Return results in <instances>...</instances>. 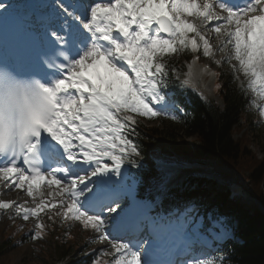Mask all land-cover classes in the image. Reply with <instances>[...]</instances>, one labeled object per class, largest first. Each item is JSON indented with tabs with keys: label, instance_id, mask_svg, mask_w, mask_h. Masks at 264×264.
Here are the masks:
<instances>
[{
	"label": "snow or ice",
	"instance_id": "6c2138e0",
	"mask_svg": "<svg viewBox=\"0 0 264 264\" xmlns=\"http://www.w3.org/2000/svg\"><path fill=\"white\" fill-rule=\"evenodd\" d=\"M45 7L46 17L25 18L42 49L31 83L0 77L7 101L24 100L22 130L13 135L0 94V187L4 194L18 189L33 206L0 201V210L10 209V219L34 218L26 237L33 241L68 221L91 229L97 235L90 242L106 241L115 255L98 249L87 254V264H99L101 255H111L108 264H142L143 242L112 235L110 222L129 223L137 234L145 227L150 235L168 228L186 232L192 210L140 218L134 217L138 205L124 202L119 188L131 173L122 166L137 168L134 157L141 155L135 116L176 108L179 100L165 89H183L188 81H179L169 57L202 50L210 58L209 31L220 41L216 51L230 49L223 63L235 60L238 68L230 64L231 70L245 77L241 94L251 91L245 98L253 106L264 101V0H205L202 7L197 0H49ZM11 8L0 3V15ZM259 111L264 117V106Z\"/></svg>",
	"mask_w": 264,
	"mask_h": 264
},
{
	"label": "trees",
	"instance_id": "16d2710c",
	"mask_svg": "<svg viewBox=\"0 0 264 264\" xmlns=\"http://www.w3.org/2000/svg\"><path fill=\"white\" fill-rule=\"evenodd\" d=\"M170 64L179 70L180 65L174 61ZM230 75L220 78L217 87L218 95L223 107L219 109L215 105L201 103L197 98L191 108L187 109L186 117L179 121L178 126L172 124V128L164 124L160 128L139 129L140 152L146 157V150L151 142L163 141L169 145L153 151L149 155L153 161L165 160L177 163L184 167L204 166L203 158H207L206 164L210 170H215L213 179L218 176L228 183L230 187H237L235 193L229 196L225 192L221 196L217 208H223L227 219V225L232 227L230 211L237 216V225L233 227L235 236L242 241L240 245L231 244L220 254L212 257L206 264H264V160H260L249 179L239 185L240 174L235 169L239 165L246 166L244 160L249 154L246 153L241 139H234L235 129L239 128L241 115L246 100L241 90L236 89ZM180 130V135L174 132V128ZM194 137L201 150L197 153L190 150L184 138ZM135 138V137H134ZM183 138V139H180ZM189 147V148H188ZM205 155V156H201ZM230 167V168H226ZM229 169V170H228ZM142 173L144 177L148 173ZM253 185L259 187L257 193ZM262 185V186H261ZM203 186V185H200ZM245 196L257 201L259 208L252 209L246 202ZM214 214L217 220L221 215ZM204 231V228L201 229Z\"/></svg>",
	"mask_w": 264,
	"mask_h": 264
},
{
	"label": "rangeland",
	"instance_id": "374dc122",
	"mask_svg": "<svg viewBox=\"0 0 264 264\" xmlns=\"http://www.w3.org/2000/svg\"><path fill=\"white\" fill-rule=\"evenodd\" d=\"M206 34L207 32L205 33V35ZM210 36V41L214 43H211L213 51L217 52L216 49L219 47L220 41L214 33H211ZM230 55L231 53L229 48H226L222 53L218 51L217 54H213L210 58H205L203 56V53L197 55V62L204 65L207 64V66H209V69H211L210 73H205L204 75H202V80L204 81V83L207 82L205 88L209 90L206 91L208 98L212 101L217 102L218 104H221V101H219V99L213 94L212 84L214 82L210 78H215L212 75L213 72H215L216 77H218V75L222 74V71L231 68L230 64L236 65L238 68L237 62L235 60H232L230 64L223 63L225 58ZM209 59L210 63L214 62L213 66L208 62ZM232 75L234 78V83H236L237 87H240L241 89L247 87V81L239 71L235 73H233L232 71ZM215 85L217 86V81ZM246 95L252 97L253 94L251 93V91H248L246 92ZM254 103L255 106L249 103V101L246 103L242 120L239 123L240 126L238 129L234 130L235 133L233 138L235 140L242 138L241 141L245 142L242 143L244 145V149H246V153L249 154L243 163H248L246 166L239 165L238 167H235V169L238 171V174L241 175L239 178L240 181H246V179H249L250 175L253 173L254 168L257 167L259 161L264 160V117H261L259 111V109L264 106V101H260L257 99ZM159 117L161 118L159 119ZM252 120L255 121V126L253 127L251 124ZM162 121L164 124H167L172 128V124L174 123V116H169L167 115V113H162L157 117H143V123L145 126L160 128V122ZM174 132H177L176 134L180 135V130L177 127L174 128ZM187 140L188 141L185 143H187V145L190 147H188L190 150L195 153H197L196 151L201 150V147L199 144H197L195 138H189ZM153 148H160L159 141L152 142V144L148 145L147 150L150 151ZM145 159L148 158L146 157L143 158V160H139L141 166L153 167L150 165V163H145ZM122 167L125 168V165H123ZM226 168L230 167L226 166ZM184 173L185 172L182 171H175L172 178L176 179L175 181L182 180ZM113 178L119 179L115 176ZM128 179H130L129 175L124 178L126 183L124 182V180L122 181L119 191L121 195L125 196L124 202L135 203L136 205H138V207L134 211L135 216L139 210L144 209V207L146 206L139 201L132 202L129 200V197L131 196L135 188L128 185ZM253 187L255 192H261V189L259 187L255 185H253ZM215 190L218 193L223 192L222 186L219 185H215ZM47 191L48 189L45 186L44 193H47ZM139 199L141 198L139 197ZM245 202L251 208H258L257 204L251 199H245ZM8 212L9 210H5V213H0V217H2V219H0V264H87V261L89 260V256L87 254L98 249H104L106 251H109L112 255H115L114 250L111 249V246L106 241L101 242L97 240L95 242H90L92 241V238L97 234H95L91 229H84L78 222L68 221L62 225L57 224L54 226H49L45 231L41 233L40 239L36 241L27 239L26 237L29 234L30 230L34 229L36 220L34 218H30L28 221H24L19 217H13L10 219V214H7ZM40 215L45 224L51 225V222L47 220V217L44 216L43 213H41ZM199 220H201V216L198 217L194 222L186 221L188 224V230L186 232L179 228H168L165 230L160 229L162 231L159 239H154L153 241H150L149 244H157L159 242H162L163 244H165V247L169 248L170 244H176L180 241H190V243H193V240H188L187 235H189L192 231V225H196V222H198ZM110 225L112 229L111 232H119L127 229L124 228L126 227L124 226V224ZM129 227H131V224H128V228ZM146 248H149V245L146 246ZM157 248H160V243L158 244ZM161 252L162 250H160V253ZM146 253L147 252L145 251L143 255ZM143 255L141 256V261L143 259ZM98 260L99 264H108V262L111 260V255H101L98 257Z\"/></svg>",
	"mask_w": 264,
	"mask_h": 264
},
{
	"label": "clouds",
	"instance_id": "9594fccd",
	"mask_svg": "<svg viewBox=\"0 0 264 264\" xmlns=\"http://www.w3.org/2000/svg\"><path fill=\"white\" fill-rule=\"evenodd\" d=\"M4 117L9 121L18 122L21 129V122L24 119V103L22 101V97L19 100L15 99L11 102L5 101Z\"/></svg>",
	"mask_w": 264,
	"mask_h": 264
},
{
	"label": "bare ground",
	"instance_id": "6f19581e",
	"mask_svg": "<svg viewBox=\"0 0 264 264\" xmlns=\"http://www.w3.org/2000/svg\"><path fill=\"white\" fill-rule=\"evenodd\" d=\"M12 9H10L9 11H11ZM213 35V34H212ZM214 37V36H213ZM203 75V74H202ZM196 79H198V77L196 76ZM196 82L198 83V81L196 80ZM45 190V186H42V191L44 192ZM17 196V199L22 202V201H26L27 202V205L32 207L33 206V203H32V199L29 198L27 195H20L19 194V190H15V191H10L8 192L7 194H4V188L3 187H0V200H9L10 198L12 199L13 197L16 198ZM45 198H47L46 196V193H45ZM0 219H2V217H0ZM111 223V222H110ZM112 224V223H111ZM124 228H128V224H124ZM160 243V247L163 245V243L159 242ZM156 247H158V244H156ZM153 257H155L154 255H152Z\"/></svg>",
	"mask_w": 264,
	"mask_h": 264
}]
</instances>
